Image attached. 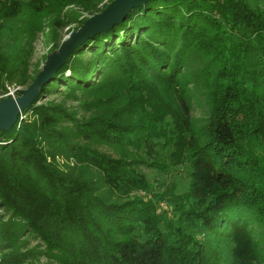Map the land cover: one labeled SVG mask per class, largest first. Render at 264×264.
<instances>
[{
    "label": "trees",
    "instance_id": "16d2710c",
    "mask_svg": "<svg viewBox=\"0 0 264 264\" xmlns=\"http://www.w3.org/2000/svg\"><path fill=\"white\" fill-rule=\"evenodd\" d=\"M112 1L0 0V95ZM39 35L51 46L30 73ZM140 166L186 182L154 191ZM42 256L264 264V0H150L73 49L0 132V264Z\"/></svg>",
    "mask_w": 264,
    "mask_h": 264
},
{
    "label": "water",
    "instance_id": "95a60500",
    "mask_svg": "<svg viewBox=\"0 0 264 264\" xmlns=\"http://www.w3.org/2000/svg\"><path fill=\"white\" fill-rule=\"evenodd\" d=\"M149 1L113 0L100 13L85 20L77 31L71 32L56 50L47 54L39 72L27 88L20 90V95L0 100V132L9 131L17 123L22 112L37 100L43 87L63 66L73 49L86 39L105 34L113 27L122 24L132 10Z\"/></svg>",
    "mask_w": 264,
    "mask_h": 264
},
{
    "label": "rangeland",
    "instance_id": "374dc122",
    "mask_svg": "<svg viewBox=\"0 0 264 264\" xmlns=\"http://www.w3.org/2000/svg\"><path fill=\"white\" fill-rule=\"evenodd\" d=\"M73 10V9H71ZM76 26L75 25H71L70 27L65 28L64 30L61 31V36L63 37V40H65L69 34L71 32H73L74 28ZM50 44L46 43L45 41H43V36L39 35L36 39H34L31 43V46L29 48V52H30V73H32L33 70V66L36 64V62H41L42 58L47 54L48 50L50 49ZM42 66V65H41ZM8 86V90L15 89V88H20V90L25 89L19 86H15L14 85H7ZM7 90V91H8ZM10 92V91H9ZM9 92L0 95V100H4L7 98H10V96L8 95ZM60 99H58V97L56 96H47L46 98L42 99L38 104H47L48 102H59ZM65 106L66 107H70V108H78L79 103L75 102V101H71V100H67L65 102ZM192 118H193V127L196 131H199L203 128V126L205 125V121L204 119L207 118V114L203 111V109L199 108V107H194L192 109ZM140 171L147 176L149 183H159L160 185H158V190L154 189V191H164L165 189L173 186V185H177L178 181H181V183L186 182V171L184 169H182V167L179 168V173H175L173 172H169L168 174L165 173H157L156 171H154V169L152 168H147L144 166H140L139 167ZM161 208H163V210H166V206L164 204L160 205ZM37 245H41L39 241L37 240H32L31 238H28V245L27 248L28 250L31 249H35V247ZM42 247H40L38 250H41ZM37 264H56L53 262H49L46 261L45 257H40L39 261L37 262Z\"/></svg>",
    "mask_w": 264,
    "mask_h": 264
},
{
    "label": "built area",
    "instance_id": "2783aa9c",
    "mask_svg": "<svg viewBox=\"0 0 264 264\" xmlns=\"http://www.w3.org/2000/svg\"><path fill=\"white\" fill-rule=\"evenodd\" d=\"M7 90H8V88H7ZM19 90H20V88L19 89L18 88H15V89H12V91L11 90H8L7 92L10 91L8 95L10 97L14 98L16 96V92L19 91Z\"/></svg>",
    "mask_w": 264,
    "mask_h": 264
}]
</instances>
